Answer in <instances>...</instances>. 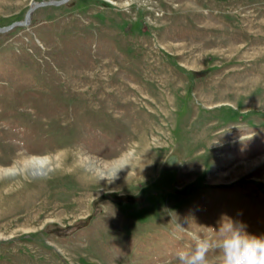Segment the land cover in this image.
<instances>
[{
  "label": "rangeland",
  "instance_id": "374dc122",
  "mask_svg": "<svg viewBox=\"0 0 264 264\" xmlns=\"http://www.w3.org/2000/svg\"><path fill=\"white\" fill-rule=\"evenodd\" d=\"M33 1L0 0V26ZM262 156L264 0H69L0 32V264L264 237Z\"/></svg>",
  "mask_w": 264,
  "mask_h": 264
},
{
  "label": "clouds",
  "instance_id": "9594fccd",
  "mask_svg": "<svg viewBox=\"0 0 264 264\" xmlns=\"http://www.w3.org/2000/svg\"><path fill=\"white\" fill-rule=\"evenodd\" d=\"M215 241L207 236L193 237L190 251L179 250V264H208L210 251L218 249L222 254L221 264H264V237L249 235L243 225L223 223Z\"/></svg>",
  "mask_w": 264,
  "mask_h": 264
},
{
  "label": "water",
  "instance_id": "95a60500",
  "mask_svg": "<svg viewBox=\"0 0 264 264\" xmlns=\"http://www.w3.org/2000/svg\"><path fill=\"white\" fill-rule=\"evenodd\" d=\"M69 0H40V1H33L32 4L28 7V9L26 10L24 17L22 20H16L13 21L7 25L4 26H0V32H6L11 30L12 28L16 27V26H27L29 25L30 21H31V14L32 12L41 6H48V5H62L64 3H66Z\"/></svg>",
  "mask_w": 264,
  "mask_h": 264
},
{
  "label": "bare ground",
  "instance_id": "6f19581e",
  "mask_svg": "<svg viewBox=\"0 0 264 264\" xmlns=\"http://www.w3.org/2000/svg\"><path fill=\"white\" fill-rule=\"evenodd\" d=\"M260 160V161H259ZM264 161V156L261 157V159H256L255 160V164L259 165L260 163H262ZM47 163H49V160H31L28 161L25 165L26 168L28 169H37V168H45ZM254 164V163H253ZM244 165V164H243ZM238 167V166H237ZM230 175V174H228Z\"/></svg>",
  "mask_w": 264,
  "mask_h": 264
}]
</instances>
